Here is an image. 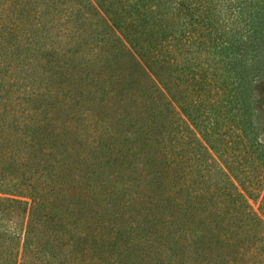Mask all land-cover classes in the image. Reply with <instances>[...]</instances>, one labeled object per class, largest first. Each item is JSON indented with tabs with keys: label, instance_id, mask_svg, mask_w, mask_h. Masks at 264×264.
<instances>
[{
	"label": "rangeland",
	"instance_id": "obj_1",
	"mask_svg": "<svg viewBox=\"0 0 264 264\" xmlns=\"http://www.w3.org/2000/svg\"><path fill=\"white\" fill-rule=\"evenodd\" d=\"M34 4L32 0H0V47L1 51L6 49L0 52V62L5 59L8 64L0 66V95L8 90L4 106L0 103V180L7 191L1 197L19 201L0 204L9 219L0 221V231L15 238L13 251L19 250L30 214L34 217L33 241L41 248L53 245L52 253L58 252L61 258L52 259L48 251L44 256L35 250L28 262L38 264L40 259L43 264H71L65 262L73 258L64 256L67 239L61 229L72 228L75 221L79 228L103 237L113 229L109 222L117 225L128 220L129 225L141 228L151 220L161 230L166 219L172 236L184 239V244L191 243L196 229L209 228L214 237L231 234L230 246H221L222 257L231 254L242 264H263L264 228L244 218V204L237 196L234 200L237 191L229 187L231 183L237 186L234 175L239 179L247 175L254 182L250 189L258 199L249 203L264 225V174L244 155H234V149L242 144L235 143L241 133L233 124L223 121L217 123V129H210L213 150L208 153L197 142L201 140L206 146L200 131L181 112L182 108H194L203 113L215 103L207 92L209 86L214 87L215 78L208 71H199L193 80L178 70L166 73L168 66L164 67L165 85L175 99L167 105L169 99L157 97L149 80H131L132 63L127 59L120 61L126 71L116 72L119 77L101 64L100 41L94 49L85 46V53L72 60L74 70L67 76L64 58L58 54L51 61L48 52L54 47L59 53L68 48L72 25H66L61 16H53L56 12L50 14L45 5ZM214 4L226 14L224 21H230L229 14L235 10L226 8L222 0ZM86 16L104 27L95 15ZM92 41L89 43L94 45ZM3 54L8 55L1 57ZM85 61L93 63L86 65ZM263 66L264 61L260 69ZM89 69L95 74L93 78L91 73L84 74ZM55 71L61 72L54 80L50 75ZM253 75L245 92L246 118L262 138L264 84L260 80L264 75ZM64 76L68 79L59 82ZM80 95L86 99L76 104ZM154 207L163 208V215L137 217L139 211L145 213L143 209ZM129 244L134 255L146 252L156 264L173 259L171 250L154 239L135 237ZM203 247L187 246L189 264ZM97 264L108 263L102 257Z\"/></svg>",
	"mask_w": 264,
	"mask_h": 264
},
{
	"label": "trees",
	"instance_id": "obj_2",
	"mask_svg": "<svg viewBox=\"0 0 264 264\" xmlns=\"http://www.w3.org/2000/svg\"><path fill=\"white\" fill-rule=\"evenodd\" d=\"M32 1L35 7L45 5L50 14L56 12L53 16H61L66 25H72L66 42L68 48L59 53L60 50L54 47L48 52L51 61H55L58 54L60 59L64 58L63 65L67 76L74 70L72 60L85 53V46L90 45L91 49H94L98 41L103 49L99 56V59H104L101 64L108 67L114 76L119 77L120 74L116 72L124 74L126 71L125 66L120 67V61L127 59L129 64L132 63L129 69L131 80H149L157 97L169 99L167 105L175 102L174 95L165 85L167 72L174 74L178 70L180 75L186 78L191 76L194 80L199 71H208L215 81L212 83L214 87L209 86L207 92H210L211 100L215 103L208 105L203 113H197L194 108L193 111L183 108L181 111L198 128L202 136L200 138L206 146L201 144V140L197 139V142L209 153V150H213V142L209 138L210 129H217L220 125L217 123L229 122L241 133L235 143L242 146L234 149V155H244L247 157L245 160H251L253 165L257 164V169L264 174V137L260 138V135L256 134L251 121L246 118L248 112L245 97L251 76H254L255 72L264 75V66L260 69V64L264 61V0L242 1L239 4L236 0H222L226 8L232 7L235 10V14H229L230 21H224L226 14L223 15L220 7L216 8L214 1L217 0H76L79 4L77 6L71 4L75 0ZM86 14L98 17L103 21L101 22L104 27L99 23L93 24ZM1 31L2 29L0 33ZM90 39L94 45L89 43ZM0 52H6V49L1 51L0 47ZM7 55L3 54L1 57ZM205 57L211 58L212 61ZM2 60L0 66L5 68L8 64L5 59ZM92 63L93 61H85L83 64ZM166 66L167 71L162 75ZM60 72L51 73L50 78L57 79ZM90 73V78H93L95 74H92V69L84 71L86 76ZM65 78L68 79L64 76L59 82ZM260 81L264 84V76ZM122 89V92H128ZM3 92L5 95H0V103L4 106L3 101L7 98L8 90ZM118 93L121 96V92ZM83 99L86 98L80 95L76 104L84 101ZM213 110L218 113H212ZM153 116L157 118L156 113ZM207 116L209 125L205 126ZM15 129L19 130L18 126ZM23 133L27 134V131L24 130ZM234 179L237 186L231 183L229 189L237 191L234 200L238 197L244 204V218L264 228L260 215L249 203V200L255 202L258 199V194L254 195V190L250 189L254 182L247 175L240 179L234 175ZM14 190L20 191L16 188ZM3 192L7 191L2 189L0 180V204L19 203L16 199L1 197ZM143 211L145 213L138 212V218L148 213L162 216L164 209L154 207ZM2 219L9 220L6 210L4 207L1 209L0 205V221ZM31 220H34V217L30 214V223L26 224L24 235L19 240L18 251H13L15 238L5 230L0 231V264H38L37 261L28 262L35 250L44 256L46 250L52 259H61L58 252L52 253L53 245L41 248L33 241ZM133 222L136 220L133 219ZM162 223L164 228L158 230L151 220L145 221L141 228L129 225L128 220L117 225L109 222L113 229L108 231L110 235L102 237L88 232L84 227L79 228V222L75 221L72 228L66 229L65 226L61 229L65 240L67 239L63 247L64 256L73 258L64 261L71 264H97L103 257V261L108 264H156L146 252L134 255V247L129 242L138 237L154 239L161 247L171 250L173 259L160 261L159 264H189L186 248L192 244L204 246L195 254L196 258H193L192 264H242L239 258L231 254L221 256V246H230L231 234L223 233L214 237L209 228L196 229L193 232L195 238H191V243L184 244V239H175L176 237L172 236V231H169L170 223L166 219H163ZM52 228L55 229L53 224ZM137 232L140 234H135ZM55 236L56 234L53 237ZM8 238H11L9 244L5 242ZM211 242H214L212 248ZM72 253H75V257ZM212 254L215 255L214 258H211ZM39 264H43L42 259Z\"/></svg>",
	"mask_w": 264,
	"mask_h": 264
}]
</instances>
